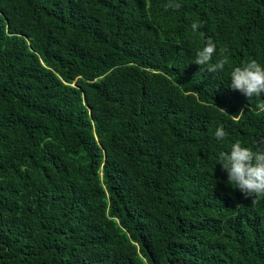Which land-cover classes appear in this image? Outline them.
<instances>
[{"label": "trees", "instance_id": "16d2710c", "mask_svg": "<svg viewBox=\"0 0 264 264\" xmlns=\"http://www.w3.org/2000/svg\"><path fill=\"white\" fill-rule=\"evenodd\" d=\"M252 59L264 0H0V264H264V198L217 161L264 148Z\"/></svg>", "mask_w": 264, "mask_h": 264}, {"label": "clouds", "instance_id": "9594fccd", "mask_svg": "<svg viewBox=\"0 0 264 264\" xmlns=\"http://www.w3.org/2000/svg\"><path fill=\"white\" fill-rule=\"evenodd\" d=\"M166 7H179V5L170 3ZM201 27L202 23L199 22H193L191 25L193 32ZM216 52V44L209 38L204 47L197 51L193 62L209 73L223 72L225 66L229 64L225 55L227 49L221 48L220 58L213 61ZM229 77L230 87L248 98L264 95V65L255 59L232 67ZM258 108L264 111V103L258 104ZM214 135L217 140H222L226 138L227 132L219 127ZM217 161L227 172V182L238 188L245 197H253L252 203L264 198V148L254 150L237 141L231 145L230 152H220Z\"/></svg>", "mask_w": 264, "mask_h": 264}]
</instances>
